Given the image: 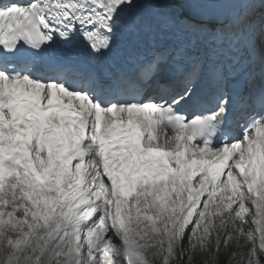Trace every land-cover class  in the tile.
Here are the masks:
<instances>
[{
	"label": "snow or ice",
	"instance_id": "1",
	"mask_svg": "<svg viewBox=\"0 0 264 264\" xmlns=\"http://www.w3.org/2000/svg\"><path fill=\"white\" fill-rule=\"evenodd\" d=\"M243 242L264 264V0H0V264Z\"/></svg>",
	"mask_w": 264,
	"mask_h": 264
},
{
	"label": "rangeland",
	"instance_id": "2",
	"mask_svg": "<svg viewBox=\"0 0 264 264\" xmlns=\"http://www.w3.org/2000/svg\"><path fill=\"white\" fill-rule=\"evenodd\" d=\"M251 247V243L249 242H243L241 245V248H237L235 245L230 250V253L228 254L229 256L235 255L238 251H240L243 248Z\"/></svg>",
	"mask_w": 264,
	"mask_h": 264
},
{
	"label": "trees",
	"instance_id": "3",
	"mask_svg": "<svg viewBox=\"0 0 264 264\" xmlns=\"http://www.w3.org/2000/svg\"><path fill=\"white\" fill-rule=\"evenodd\" d=\"M198 259H199V257H198ZM227 261H228V256L227 255L226 256L225 255H221L219 257V259L215 260L214 264H226ZM209 264H212V261H211L210 257H209Z\"/></svg>",
	"mask_w": 264,
	"mask_h": 264
},
{
	"label": "bare ground",
	"instance_id": "4",
	"mask_svg": "<svg viewBox=\"0 0 264 264\" xmlns=\"http://www.w3.org/2000/svg\"><path fill=\"white\" fill-rule=\"evenodd\" d=\"M250 243V242H249Z\"/></svg>",
	"mask_w": 264,
	"mask_h": 264
}]
</instances>
